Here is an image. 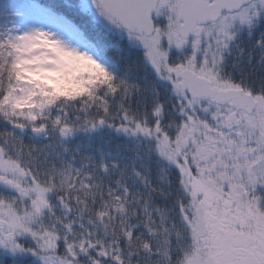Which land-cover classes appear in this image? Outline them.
<instances>
[{
	"label": "snow or ice",
	"instance_id": "6c2138e0",
	"mask_svg": "<svg viewBox=\"0 0 264 264\" xmlns=\"http://www.w3.org/2000/svg\"><path fill=\"white\" fill-rule=\"evenodd\" d=\"M0 264H264V0H0Z\"/></svg>",
	"mask_w": 264,
	"mask_h": 264
}]
</instances>
